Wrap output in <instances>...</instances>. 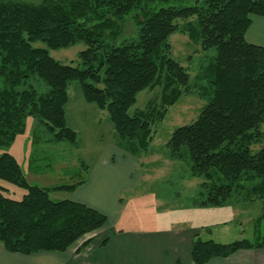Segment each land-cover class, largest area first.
I'll return each mask as SVG.
<instances>
[{
	"label": "trees",
	"instance_id": "16d2710c",
	"mask_svg": "<svg viewBox=\"0 0 264 264\" xmlns=\"http://www.w3.org/2000/svg\"><path fill=\"white\" fill-rule=\"evenodd\" d=\"M253 16L264 17V0H0V147L24 132L28 116L43 130L35 137L49 144L47 150L64 141L77 146L78 134L65 117L69 85L77 81L80 96L107 112L119 148L133 156L148 151L153 124L197 87L170 56L169 37L180 31L193 45L215 48L217 54L201 73L213 86L212 96L192 122L171 132L168 155L188 159L190 175L201 179L198 207L225 206L233 196L264 202V46L246 40ZM128 21L137 26L136 39L116 43ZM79 42L85 47L76 66L49 53ZM32 77L46 90L29 84ZM156 88L158 96L128 114L141 91ZM87 168L80 163L81 170ZM0 180L25 189L16 200L5 196L7 188L0 184V244L7 252H63L107 222L83 203L49 197L52 191L73 190L85 177L47 187L30 184L17 159L2 152ZM191 246L192 262L204 264L243 248H264V234L230 243L196 234Z\"/></svg>",
	"mask_w": 264,
	"mask_h": 264
},
{
	"label": "rangeland",
	"instance_id": "374dc122",
	"mask_svg": "<svg viewBox=\"0 0 264 264\" xmlns=\"http://www.w3.org/2000/svg\"><path fill=\"white\" fill-rule=\"evenodd\" d=\"M22 1L38 3L41 0ZM127 24L126 32L117 38L116 43L136 39L137 26L131 21ZM169 43L170 56L186 68L190 83H196L197 87H191V90L184 92L175 104L168 107L165 117L153 124V138L148 151L135 156L139 159L137 170L139 169L140 176L134 188L123 193L121 202L123 214L116 228L128 230L140 228L146 231L168 229L172 225L180 228L192 220L194 227L204 226L201 235L199 234L202 239H213L221 243L242 239L253 241L258 235L264 234V220L261 222L257 220L264 215V202L237 201L233 196L226 206L212 208L218 209V214L215 212L210 214L209 211L215 210L193 205L201 179L190 175L188 159L171 158L168 155L165 144L171 132L177 126L192 122L200 108L212 96L213 86L201 76V73L217 54L215 48L202 50L193 45L180 31L169 37ZM33 45L43 46L41 42H35ZM84 47L79 42L66 49H50L49 53L61 63L76 66L79 64L78 52ZM28 83L39 92L46 90V86L36 77L30 78ZM198 87H202L204 93H200ZM68 93L73 100L67 106L68 122L66 120V123L69 127L72 126V129H76L77 146L64 141L55 143L54 150H47L49 144L43 140L38 142L36 138L42 135L43 130L35 118L28 116L25 120L24 132L18 134L10 146L0 147V153L8 152L17 159L30 184L47 187L65 182H77L84 177L85 171L80 169L81 162L90 165L98 157L97 151L105 148L110 150L113 145L118 144L107 112L97 109L82 98H76L80 95L77 81L70 83ZM158 95V88L141 91L137 95L136 103L128 110V114L133 115L135 111L143 109L149 98ZM262 129L264 130V124ZM99 134H101L100 141L96 140ZM43 149L46 151L41 152ZM252 149L257 150L258 145H254ZM31 167L36 168L35 173L31 171ZM135 179L134 174V181ZM0 184L7 188L4 195L9 198L20 200L25 193V189L9 182L0 180ZM67 194L66 190L52 191L49 197L52 200H61L66 198ZM231 204H238L236 211L232 209ZM206 229H210L209 233H206Z\"/></svg>",
	"mask_w": 264,
	"mask_h": 264
},
{
	"label": "crops",
	"instance_id": "0c3cea01",
	"mask_svg": "<svg viewBox=\"0 0 264 264\" xmlns=\"http://www.w3.org/2000/svg\"><path fill=\"white\" fill-rule=\"evenodd\" d=\"M246 40L264 46L263 16L252 17ZM76 98L82 97L79 95ZM72 100L70 98L68 104ZM66 115L67 107L65 117ZM99 135L96 138L98 141L101 140V134ZM111 148L97 151L98 157L87 165L89 168L83 173L84 182L73 190L66 191L68 194L64 198L83 203L103 213L107 217L106 224L84 235L63 252L43 251L23 255L7 252L0 244V264H194L191 260L192 240L196 234L199 235L203 231L204 226L194 227L192 220L180 227L181 229L172 224L168 229L148 231L140 228H116L123 214V193L134 188L140 171L137 170V157L126 153L117 145ZM231 205L236 211L238 204ZM212 210L215 211H209L210 214H218V209ZM209 231L210 229H206V233ZM88 239L90 242L76 253L77 248ZM204 264H264V248L240 249L226 257H214Z\"/></svg>",
	"mask_w": 264,
	"mask_h": 264
}]
</instances>
